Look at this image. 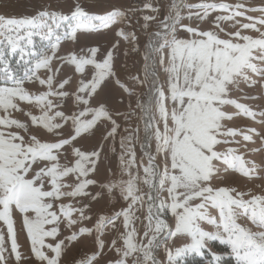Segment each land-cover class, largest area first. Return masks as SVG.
<instances>
[{
  "label": "snow or ice",
  "instance_id": "snow-or-ice-1",
  "mask_svg": "<svg viewBox=\"0 0 264 264\" xmlns=\"http://www.w3.org/2000/svg\"><path fill=\"white\" fill-rule=\"evenodd\" d=\"M144 7L159 11L151 4ZM185 7L190 9L188 24L173 0L149 34L143 66L135 73L127 63L123 69L116 67L119 41L100 58L99 47L88 48L90 55L75 50L60 54L63 41L79 43L78 33H98L117 24L125 15L120 9L90 13L77 0L68 12L47 4L33 16L0 15V222L6 226V233L0 229V264H98L106 247L117 257L108 264H161L156 253L162 246L168 264H178L188 254L203 258L205 252L210 264L229 256L234 264H264V193L229 183L237 176L249 182L264 180V167L240 153L241 147L264 150V132L234 126L241 117L264 125V119L255 120L264 117V110L257 113L241 102L260 97L233 95L243 91L242 83L264 88V6L238 0L234 5L201 2ZM213 12L219 14L213 18ZM143 19L147 29L156 17ZM65 23L68 31L58 33ZM245 30L259 35L243 34ZM34 36L47 46L37 49ZM116 36L136 39L123 29ZM132 51L140 53L139 45ZM15 55L22 75L6 59ZM54 62H59L55 68ZM89 65L90 74L85 71ZM65 66L71 74L64 72ZM158 66L166 74L163 82ZM121 71L133 87L121 79ZM145 85L146 93L134 91ZM121 90L128 94V111L121 108ZM133 96L143 137L140 124L125 128L128 135L120 136L117 155L119 178L98 181L94 177L105 145L110 142V151L117 154V118L136 115ZM97 136L99 147L85 150L77 144ZM253 136L261 147L248 149L244 142L255 144ZM108 172L111 176L110 168ZM97 186L100 191L91 190ZM116 189L126 207L111 215L98 214L87 226L93 202ZM145 205L147 224L141 235L136 211ZM168 213L174 229L165 218ZM205 222L213 230H205ZM109 226L117 235L106 244L102 236ZM21 235L29 242L27 253L21 251ZM178 237L189 242L173 252L167 241ZM213 241L230 252H212L208 246ZM76 245L94 250L83 259H70Z\"/></svg>",
  "mask_w": 264,
  "mask_h": 264
},
{
  "label": "rangeland",
  "instance_id": "rangeland-1",
  "mask_svg": "<svg viewBox=\"0 0 264 264\" xmlns=\"http://www.w3.org/2000/svg\"><path fill=\"white\" fill-rule=\"evenodd\" d=\"M133 0H80V2L85 6V9L90 13L103 14L105 12L111 11L113 8H117L122 10L125 15L120 18L119 22L113 25L108 30H102L98 33H78L79 43L74 44L71 41H63L60 54H67L69 51L75 50L79 54L90 55L87 52V49L90 47H99L101 49V53H98V58L101 57L102 53H106L109 48L112 47L114 43L119 41L118 49L114 50L115 56V64L118 69H123L125 63H127L128 68L135 73L136 69H140L143 66V52L145 51V46L148 43L149 34L154 32L157 29L158 22L163 20L164 16L169 12V6L173 2V0H147V4H151L153 8H158V12H154L149 8H143L140 11H134L132 8ZM77 0H0V15L5 16L6 18H20L23 16H33L36 14L38 10H40L42 5L51 4L53 9L63 10L64 12H68L71 5L76 3ZM177 4H179V0H176ZM201 2H215V3H229L236 4L238 0H182V7L180 9L182 17H184L183 23L188 24L189 20L187 19L189 8L185 7V5H195ZM247 6H264V0H245ZM191 11H199V9H191ZM219 13L213 12L211 16L214 18L215 15ZM145 15L156 17L155 20L148 22V28L145 29L143 25L145 21L143 17ZM248 15L259 16L258 12H250ZM98 23V22H97ZM203 27L207 28L208 25L205 24ZM120 29H123L126 33H133L136 37L135 41L131 40V37L128 41H125L123 37H117L116 32ZM58 33L62 34L65 31H68V26L65 23L61 29L57 30ZM243 34L252 35L254 37L258 36L259 33L252 30H245ZM34 44L37 49L43 48L47 46V41L41 40L39 36L33 37ZM139 45L140 53L133 52L132 49L135 45ZM84 49L83 53H80V49ZM128 52L127 57L125 56V52ZM8 63L11 68L16 70L17 75L23 74V67L18 66L16 61L19 59L18 55L6 57ZM158 59V56H157ZM59 62H54V68L58 66ZM134 65V66H133ZM86 73H91L93 68L91 65L86 66ZM64 72L71 74L72 69L68 66H65ZM43 74V73H41ZM158 74L161 77V82L166 78V74L163 72V69L158 66ZM2 75V74H0ZM121 79L125 80L128 86L131 88L134 85L133 81L127 80L126 73L124 71L120 72ZM254 79L259 80V77H254ZM0 83H3L0 80ZM75 87V83L73 84V88ZM240 88L243 89L242 92H234V97H240L245 93L250 96H258L259 99H249V100H241V102L248 104L253 111L259 113L264 110V88H261L260 84H256L254 87L249 88L245 84H241ZM35 91V89H32ZM134 91L137 93H146L147 85L144 87L135 86ZM120 95L124 96L125 103L121 105L123 111H128L127 100L128 94L124 93L122 90ZM132 107L136 111L135 116H131L129 120H125L124 117H118V122L121 124V128L119 130V135L116 138V149L117 154H113L110 151V142L109 145H105L103 155L101 157V162L99 164V172L95 175V179L98 181H105L106 179H118L119 178V168H118V160L117 155L120 151L119 139L120 136L128 135L127 132L124 131L125 128L129 130L134 129L138 124L141 126L140 136L143 137V125L138 119L140 115L139 109L135 107V96L132 97ZM18 115V114H17ZM264 119V117L257 116L255 120ZM234 126L240 128H256L257 131L264 132V125H260L256 123L253 119L247 117H241L234 121ZM237 139H242V137H237ZM253 139L256 141L255 144L251 142H244L247 144L248 149L261 147L260 141L257 137L253 136ZM101 143L99 136L96 138H86L80 139L77 141V144L84 148L85 150H91L94 147H99ZM155 145L153 144V151ZM136 151L138 156L140 153L139 145H136ZM240 153L244 154V158L246 161H254L256 165L260 167H264V150L261 152H251L246 151L245 148H240ZM146 162V160H145ZM251 167V165H248ZM111 169L112 175L109 176L108 169ZM142 174V173H141ZM126 178V177H125ZM229 183H234L241 190H247L251 188L254 194L264 193V188L256 187L257 184L264 185V180H255L253 182H249L242 177H235L233 180H230ZM142 191L147 192V186L141 184L140 185ZM94 192L100 191L99 187H94L91 189ZM164 196H167V193H164ZM248 197H246L247 199ZM199 202V201H197ZM126 207V203L122 200L119 190L116 189L113 191L111 195L107 192L103 195L102 198L99 199L98 202H93L92 210L88 214L91 215V221H86L87 226L91 227L97 219L98 214H107L111 215L117 211H120L122 208ZM139 207V206H137ZM209 212L213 215H217L215 209L209 208ZM136 215L140 217L138 221H136V226L140 229V234H143L144 225L147 224V220L145 219L147 215V206L139 211H136ZM168 220L170 228L174 229V219L171 216V213H168L165 217ZM122 221V217L117 221L120 224ZM205 230L211 231L213 230L211 225H208L206 222L201 225ZM250 227H253L249 224ZM0 229H2L6 233V226L0 222ZM253 230L255 228L253 227ZM120 231H123V227H120ZM117 235L111 230V226L105 230V234L102 236V239L106 242V244L113 238V236ZM23 247L21 248L22 252L27 253L29 251V242H26L24 236L21 235L19 241ZM189 240L184 237L172 238L167 241L168 247L174 252L176 248L181 247L188 243ZM212 252L216 253H224L230 252V249L227 248L226 245L220 244L218 241H213L208 246ZM10 248V242H9ZM94 250L91 246L82 247L80 245H76L70 254V259H83L87 255H90ZM106 255L100 257L98 264H108V261L115 260L117 257L114 252H108L107 247L105 248ZM7 255V253H6ZM157 258L160 260L161 264H168V258L165 248L162 246L156 253ZM196 258L200 260V264H210L211 257L205 252L204 257H200L196 254H188L178 261V264H191L186 260V258ZM12 264V262H10ZM220 264H234V260L229 256L222 260Z\"/></svg>",
  "mask_w": 264,
  "mask_h": 264
},
{
  "label": "built area",
  "instance_id": "built-area-1",
  "mask_svg": "<svg viewBox=\"0 0 264 264\" xmlns=\"http://www.w3.org/2000/svg\"><path fill=\"white\" fill-rule=\"evenodd\" d=\"M147 3V0H133L132 1V8L134 11H140L144 8V5Z\"/></svg>",
  "mask_w": 264,
  "mask_h": 264
},
{
  "label": "trees",
  "instance_id": "trees-1",
  "mask_svg": "<svg viewBox=\"0 0 264 264\" xmlns=\"http://www.w3.org/2000/svg\"><path fill=\"white\" fill-rule=\"evenodd\" d=\"M186 260H187L188 262H190L191 264H200V260H198V259H196V258H191V257H189V258H186Z\"/></svg>",
  "mask_w": 264,
  "mask_h": 264
},
{
  "label": "water",
  "instance_id": "water-1",
  "mask_svg": "<svg viewBox=\"0 0 264 264\" xmlns=\"http://www.w3.org/2000/svg\"><path fill=\"white\" fill-rule=\"evenodd\" d=\"M179 5H180V9H181V7H182V0H179ZM148 40H149V38H148Z\"/></svg>",
  "mask_w": 264,
  "mask_h": 264
}]
</instances>
